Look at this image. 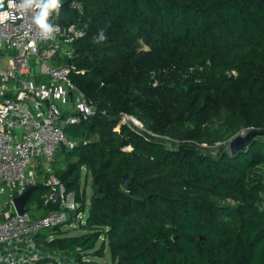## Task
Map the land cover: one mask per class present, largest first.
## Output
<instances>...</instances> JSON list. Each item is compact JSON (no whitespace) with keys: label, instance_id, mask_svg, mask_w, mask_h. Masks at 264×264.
I'll return each instance as SVG.
<instances>
[{"label":"trees","instance_id":"16d2710c","mask_svg":"<svg viewBox=\"0 0 264 264\" xmlns=\"http://www.w3.org/2000/svg\"><path fill=\"white\" fill-rule=\"evenodd\" d=\"M80 2V15L63 6L58 22L81 31L68 77L94 112L64 126L76 145L58 152L64 166L53 161L52 173L68 185L76 211L86 202L82 170L92 193L78 223L83 233L65 236L56 227L49 238L34 234L36 244L79 264H95L84 256L103 257L105 247L111 264H264V136L212 156L151 135L184 122L198 130L218 117L264 131V0ZM101 28L107 39L96 43ZM49 175L38 174L26 204L33 218L59 209L43 200Z\"/></svg>","mask_w":264,"mask_h":264},{"label":"built area","instance_id":"2783aa9c","mask_svg":"<svg viewBox=\"0 0 264 264\" xmlns=\"http://www.w3.org/2000/svg\"><path fill=\"white\" fill-rule=\"evenodd\" d=\"M3 5L0 14L7 17L0 19V62L4 57L8 63L6 69L0 67V264H34L45 254L34 234L59 227L67 212L75 218L80 214L73 193L53 175L52 163L61 143L64 148L76 145L65 137L64 126L79 115H91L94 105L68 77L73 44L81 36L76 24H62L60 13L54 15L59 30L44 38L32 22L31 9L10 6L8 0ZM63 6L82 13L80 0H64ZM129 117L123 115L122 121ZM251 130L242 128L239 136ZM40 172L50 174L44 203L56 202L59 209L39 218L17 213L13 199L36 186Z\"/></svg>","mask_w":264,"mask_h":264},{"label":"rangeland","instance_id":"374dc122","mask_svg":"<svg viewBox=\"0 0 264 264\" xmlns=\"http://www.w3.org/2000/svg\"><path fill=\"white\" fill-rule=\"evenodd\" d=\"M7 63L8 59L3 57L0 62V67L6 69ZM123 122L127 123L128 125L132 126L140 132L151 134V131L147 130L140 121L131 116L129 117V119L126 118ZM241 129L242 127L236 124L235 118L218 117L216 119L208 121L205 127L199 128L198 130H195V127L192 123L190 124L184 122L175 125V128L172 129L171 133L167 132L163 135H151L153 136L154 140L162 142L166 147L171 149L177 148V145L179 144L180 140H182L184 142L191 143L201 152L209 153L212 156H215L221 153L222 150L229 152L230 142L234 138L239 136V132ZM252 130L258 133L256 134V136H264V131L256 127H254V129ZM181 136H185L188 138H181ZM54 163L56 164V167L64 166L62 153H59L56 156ZM90 181V176H88L87 181L85 183L84 170H82L81 179L79 182V191L85 192L86 202L84 209L80 211V214L76 218L74 215H69V213L67 212V221H64L63 223L59 224V234L65 236H72L83 233V229L80 228L77 223L79 221V216H81L80 224L83 225L88 214V201L92 193ZM32 207H34L33 203L29 205V209H32ZM51 229L52 228H45L41 231L48 232L47 237L49 238L51 236H55L54 234L49 232V230ZM101 242L102 238L97 241L96 247H98ZM31 248H33V246ZM37 248L40 253L41 251L45 253L42 257H45V259H49V261H51L50 264H74L75 262L74 260H72L69 254L67 255V253H65V251L50 250L44 252L43 249H41L39 246ZM83 259L85 261H90L95 264H111L110 255L107 250V247L104 248L103 257H98L93 255L92 253H89L85 255ZM35 263L36 262H34V264Z\"/></svg>","mask_w":264,"mask_h":264},{"label":"clouds","instance_id":"9594fccd","mask_svg":"<svg viewBox=\"0 0 264 264\" xmlns=\"http://www.w3.org/2000/svg\"><path fill=\"white\" fill-rule=\"evenodd\" d=\"M10 6H17L21 10H32V22L38 28L44 38H50L53 33L59 30V26L53 22L51 17L60 13L64 0H19L14 5V0H8ZM3 0H0V8H3ZM7 13L0 14V19L6 18ZM107 39L105 29L101 28L94 36L96 43Z\"/></svg>","mask_w":264,"mask_h":264},{"label":"water","instance_id":"95a60500","mask_svg":"<svg viewBox=\"0 0 264 264\" xmlns=\"http://www.w3.org/2000/svg\"><path fill=\"white\" fill-rule=\"evenodd\" d=\"M69 64H70V60H68V65ZM68 96L70 98L71 93H69ZM256 134H258L256 131H250L244 136H238L234 138L229 144V152L232 153L236 151L237 149L244 147L249 142L251 137ZM81 143L82 142H78L77 145H80ZM63 150H64V144L61 143L60 151H63ZM129 184H130V178L127 176L126 173H124L121 185L125 190H127L129 187ZM66 186L68 185L66 184ZM35 188L36 186H30L21 195H18L13 199V206L17 213H23L26 211V203L30 199V196L32 192L35 190Z\"/></svg>","mask_w":264,"mask_h":264},{"label":"crops","instance_id":"0c3cea01","mask_svg":"<svg viewBox=\"0 0 264 264\" xmlns=\"http://www.w3.org/2000/svg\"><path fill=\"white\" fill-rule=\"evenodd\" d=\"M40 248L43 249L44 252H46V251H50V249L47 250V249H45V248H43V247H40ZM51 250H52V249H51ZM65 253H67V252L65 251ZM67 255H68V253H67ZM68 257H69V256H68ZM69 258H70V257H69ZM70 259H71V258H70ZM72 260H73V259H72Z\"/></svg>","mask_w":264,"mask_h":264}]
</instances>
